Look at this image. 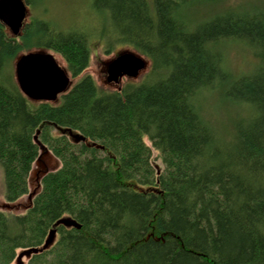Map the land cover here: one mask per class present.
Listing matches in <instances>:
<instances>
[{"label":"trees","instance_id":"obj_1","mask_svg":"<svg viewBox=\"0 0 264 264\" xmlns=\"http://www.w3.org/2000/svg\"><path fill=\"white\" fill-rule=\"evenodd\" d=\"M223 2L94 0L96 22L31 18L17 37L0 21L6 201L30 195L41 151L61 162L24 214L0 211V264L30 249L40 251L28 264H264V0ZM92 34L108 53L129 45L149 59L146 79L101 90L85 74ZM228 43L251 51L250 73L227 70ZM32 51L60 55L77 80L60 104L31 102L14 80L13 64ZM215 95L233 110L227 125L204 114ZM68 217L82 228L57 226Z\"/></svg>","mask_w":264,"mask_h":264},{"label":"rangeland","instance_id":"obj_2","mask_svg":"<svg viewBox=\"0 0 264 264\" xmlns=\"http://www.w3.org/2000/svg\"><path fill=\"white\" fill-rule=\"evenodd\" d=\"M94 0H44L43 6H36L34 9L29 8L28 13V22L31 18H40L45 19L51 23L59 24L60 28L70 29L72 26H79L83 23L91 21V17H98V13L94 10L93 7ZM252 1L250 5L259 4V0H224L222 3L223 6L231 5L238 6L240 3ZM255 1V2H253ZM216 8V7H215ZM217 9V8H216ZM212 10V9H207ZM206 9H202V14L205 16ZM207 12V11H206ZM212 12V11H211ZM202 15V16H203ZM91 19V20H90ZM97 21V20H93ZM95 24V23H94ZM9 33L12 35L10 29ZM90 46L92 51L91 62L89 68L86 70L85 74L90 75L96 81L98 87L107 92H112L118 90V87L115 84H109L107 82V66L108 64L117 57L120 53L130 52L136 53L135 50L129 45H117L109 53L108 45L106 44V39L103 40L99 35L95 36L92 34L90 38ZM225 67L227 70L234 75L235 77L241 76L245 73H250L254 65L257 63V60L253 57L251 51L243 45L228 43L225 47ZM63 68H67L66 62L64 59L51 52ZM148 61V68L146 71L142 72L138 78L131 79L124 77L121 81V86H125L128 83H140L146 79L147 74L150 72V61L146 57L142 56ZM12 73L14 80L15 79V64H13ZM77 80L72 82L74 85ZM207 96V95H206ZM203 104V111L213 123L227 125L229 122V114L233 113L230 104L227 102H221L220 96L217 95L212 97H205ZM61 99H59L60 104ZM60 131L55 130L53 132L54 136H58ZM150 145V144H149ZM155 158V162L162 166L161 161ZM61 167V162L53 155L50 151H41L40 158L34 163L33 169L29 176V191L30 195H26L15 203H8L5 199V182L3 176V169L0 166V211L10 214L22 215L26 212L29 203L32 201L34 196H36L41 191V179L42 177L49 172H55ZM24 252L20 251L19 255ZM21 264H28V258L24 257ZM19 264V259L13 263Z\"/></svg>","mask_w":264,"mask_h":264},{"label":"water","instance_id":"obj_3","mask_svg":"<svg viewBox=\"0 0 264 264\" xmlns=\"http://www.w3.org/2000/svg\"><path fill=\"white\" fill-rule=\"evenodd\" d=\"M28 16V6L25 0H0V21L7 26L12 35L18 36ZM148 61L136 53L123 52L107 66V82L119 85L124 77L135 79L146 71ZM16 82L22 94L35 103H55L58 98L67 93L72 79L66 68H63L56 57L46 51H32L18 57L15 63ZM73 141L85 142L86 139L72 131L64 132ZM37 140V137L35 138ZM76 228L82 226L73 218H63L57 226ZM56 238V230H52L44 248L52 245ZM39 249H30L22 252L18 259H28L32 254L39 253Z\"/></svg>","mask_w":264,"mask_h":264}]
</instances>
